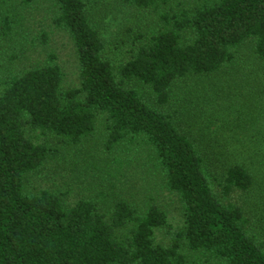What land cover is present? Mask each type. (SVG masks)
<instances>
[{
	"label": "trees",
	"instance_id": "obj_1",
	"mask_svg": "<svg viewBox=\"0 0 264 264\" xmlns=\"http://www.w3.org/2000/svg\"><path fill=\"white\" fill-rule=\"evenodd\" d=\"M50 1L73 43L78 84L64 86L53 54L0 70V264H264V235L251 226L257 177L233 143L245 124L231 128L216 109L239 81L250 106L264 96V74L238 57L251 45L264 62V0H112L157 16L146 32L126 27L119 63L106 54L91 1ZM11 29L5 17L0 34ZM262 105L258 117L264 97ZM100 129L104 139H94ZM37 131L71 166L98 175L89 195L68 204L65 192L37 186L60 152L37 143ZM138 170L142 187L122 181ZM151 184L177 197L178 227L154 197L140 200Z\"/></svg>",
	"mask_w": 264,
	"mask_h": 264
},
{
	"label": "rangeland",
	"instance_id": "obj_2",
	"mask_svg": "<svg viewBox=\"0 0 264 264\" xmlns=\"http://www.w3.org/2000/svg\"><path fill=\"white\" fill-rule=\"evenodd\" d=\"M89 1L92 3L94 19L98 22L101 35L106 40V54L114 63H119L125 58L126 48L128 47L127 41L121 44L120 37L125 35L126 27L129 26L135 31L145 30L144 32H146L147 25L149 26L157 18L152 13H142L123 8L116 5L112 0ZM56 9L57 7L50 0H0V26L2 20L8 17L11 20L12 27L9 34H0V70H3V66L5 68L16 66V69L18 67L19 70H24L44 65L48 62V55L53 54L57 58L56 62L64 71V86L71 87L78 84V62L74 46L67 31L56 26L53 22L57 13ZM43 34L45 36L44 40L42 38ZM124 39H127V37L124 36ZM13 57L15 60L12 59ZM238 57L243 58L245 61L244 67L246 70L258 73L261 76L264 74V62H256L253 59L251 45L241 48ZM2 76L0 75V77ZM261 81L264 86V78H261ZM241 82L232 83L229 85L230 87L225 89L229 99L228 101L218 100L217 104L219 103L220 107L216 108L217 118L227 120L231 128L238 124L239 119L245 124L244 134L239 136L238 140L233 143L240 149L239 151H243L240 154L248 159V164L255 170L257 187L251 198V208L255 212V215L251 218V226L255 233L262 236L264 235V199L260 196L261 194L264 195V113L258 117V111L256 113L254 110L263 107L264 96L258 95L255 98L254 105L250 106L246 93L240 88L239 84ZM210 103L212 107H215L213 102ZM211 110L204 108L206 115L210 114ZM248 116H251V119H248ZM100 131L102 130L100 129L97 132L94 139H104V135L102 136ZM34 140L37 143H50L51 150L60 151L47 160L42 178L37 182V186L65 192V202L68 204L74 202V199L79 196L89 195L87 190L91 188L90 183L96 181L98 175L89 172L85 174L80 167L75 166V169L71 166L73 160L65 150L58 146L57 141H48L38 131L34 133ZM96 148H94V151H96ZM100 152L101 149L97 150L98 156H101ZM81 156L82 154H80V158H82ZM137 172L138 175L135 174L131 178H129L128 172H124L127 177L122 181H131L139 189L144 184V180H147V176L145 173L141 174L139 170ZM100 184L101 182L97 186H100ZM102 184H104L103 181ZM100 189L103 191L102 185ZM93 193L94 191H92ZM144 195H151L158 204L167 209L170 221L175 228L180 225L181 206L176 196L153 184L140 194L141 201H143ZM157 237L160 242L166 239L162 232H158Z\"/></svg>",
	"mask_w": 264,
	"mask_h": 264
}]
</instances>
